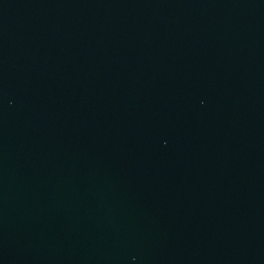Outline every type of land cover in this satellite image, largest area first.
Listing matches in <instances>:
<instances>
[{
  "label": "water",
  "instance_id": "water-1",
  "mask_svg": "<svg viewBox=\"0 0 264 264\" xmlns=\"http://www.w3.org/2000/svg\"><path fill=\"white\" fill-rule=\"evenodd\" d=\"M0 264H264V0H0Z\"/></svg>",
  "mask_w": 264,
  "mask_h": 264
}]
</instances>
